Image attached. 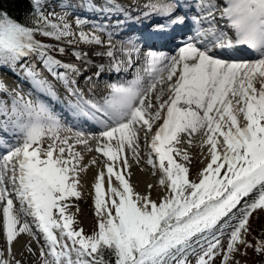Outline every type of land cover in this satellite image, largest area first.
<instances>
[{"label": "snow or ice", "instance_id": "6c2138e0", "mask_svg": "<svg viewBox=\"0 0 264 264\" xmlns=\"http://www.w3.org/2000/svg\"><path fill=\"white\" fill-rule=\"evenodd\" d=\"M10 2L26 5V13L17 20L4 9L5 0H0V116L5 118L0 120V131L7 132L11 126L13 133L20 134V142L14 146L5 143L7 151L0 154V211L9 256L16 237L31 233L27 222L17 227L21 216L32 217L44 235L48 252L41 250L43 264H192L190 255L196 256L195 264H215L221 254V264H229L233 253L240 252L238 245L252 248L245 239L250 232L249 218L257 210L264 212V0H196L199 15L191 17L197 25L196 35L178 45L173 55L151 49L176 40V29L187 22V12L176 14L178 6L171 4L146 5L151 11L143 13L145 18L155 14L166 22H157L150 31L135 29L136 38L128 33L127 42L119 48L108 33L107 48L90 52L108 57L109 70L117 73L132 66L133 52L143 54L149 80L145 84L138 73L127 85L112 84L110 94L101 101L85 99L74 87L75 77L82 75L77 64L57 59L51 54L52 46L35 37L39 32L56 41L76 37L69 44L103 45L96 33L107 31L104 22L93 25V33H76L66 20L67 11L45 15L42 9L48 5L40 0ZM82 6L106 17L123 12L124 19L117 18L115 26L133 28L128 22L132 17L117 0H85ZM63 7L71 9L72 5ZM221 21L234 31L233 39L217 27ZM75 23L82 27L87 21L76 17ZM203 23L209 27L200 28ZM141 44L147 47L146 53ZM236 46H246L256 58H232L235 54L227 50ZM213 48L224 51L218 55ZM55 50L69 54L64 47ZM70 55L85 66L91 64L88 52L73 50ZM38 63L76 97L73 107L77 114L103 129V142H98L95 151L112 163L106 164L107 193L103 171L94 184L98 221L92 235L75 228L76 221L67 211V202L81 196L79 172L86 170L81 165L83 156L74 151L71 137L61 136L64 126L59 117L38 100L25 99L3 78L4 73H11L55 96ZM97 69L93 75L98 77L105 68L100 64ZM142 133L146 142L150 136L148 146L158 165L151 156L148 163L158 166L159 185L167 193L159 202L150 193L135 192L129 179L114 170L118 160L124 169L131 167L127 156H122L127 150L139 162ZM193 134L202 136L200 147H207L208 159L195 180L190 179L186 163L180 162H190V155L179 147L185 138L191 145ZM45 137L51 140L46 148ZM76 137V144H88L83 132ZM113 176L117 186L112 184ZM14 201H19V207ZM242 203L237 218L234 210ZM225 227L231 229L226 250L216 236L217 230L223 235ZM197 246L201 254H197ZM254 247L257 254H264V240ZM0 264H11L3 252Z\"/></svg>", "mask_w": 264, "mask_h": 264}, {"label": "bare ground", "instance_id": "6f19581e", "mask_svg": "<svg viewBox=\"0 0 264 264\" xmlns=\"http://www.w3.org/2000/svg\"><path fill=\"white\" fill-rule=\"evenodd\" d=\"M170 1L171 0H117V3L122 5L123 8L127 10L128 16L132 17V19L128 22L133 24V28H127V29H133V30L139 29L141 31H150V30H152V27L157 22L163 23L164 20L162 19L163 17L155 15V14L151 15L148 18H145L143 13L151 11V9L146 7V5L170 4L171 3ZM183 5L185 6V4H183ZM180 14L182 15L184 13H182L180 11ZM115 15L119 16L118 18L121 17L124 19L125 13L122 12L119 14L116 12H112V13L107 14V17H106L105 14H103V13H95V12H92L89 9H87V10L82 11L81 17H80V18H82V20H86L87 23L84 24L82 27L77 26V25H75V27H74V25L72 26L73 32H76V33L80 32L81 30L86 32V33H90L93 31L92 26L99 23V22H104V24L106 25V28H107L106 32L96 33V34L100 35L101 39L104 41L103 45H89V44H85L82 41L78 42L76 44H69L68 43L69 46L67 49V53H69L68 55H69L70 59H68L67 62L69 60H71L73 63L77 64V66L80 67L81 71H82V75L75 77L77 83H76V85H74V87H77L81 90L85 99L93 100V101H101L102 98L107 97L110 94V92H111V88L109 87L110 85H112V84H125V85H127L129 82H131L132 80H134L136 78L138 73H139V75L144 77L145 84H147V82L149 80V76L147 75V73L145 71V69L148 67L146 60L142 61V63L144 65L141 67L139 72L135 70V68H134L135 64L133 63L131 67H128L126 69H122V71L117 73L114 70H109L108 65H109L110 61H109L108 57L91 55L90 50L93 48H95L96 51H99V52H102L107 48V46H108L107 41L109 39L108 33H110L108 31L109 29L113 30V32H117V33L120 32L119 36H116L120 39L113 38L115 36L111 35V39H112L113 43L116 44L117 48H119V46L121 45L122 42H125V43L127 42L128 35L125 33V31L127 29L124 30V29L117 28L115 26V23H114L115 19H116V18H114ZM196 15H199V13ZM165 20H166V18H165ZM109 21H111V23H109ZM138 21H142V23H140ZM186 24H187V22L184 25L177 27V29H176V40L174 42L167 44L165 46L156 45L151 50L154 51V49H156L159 51L158 53L169 52L167 55L175 54V51H176L175 49L177 48L178 45H180L183 41L187 40L189 37H195V35H196V33L190 34L191 32H189V31H187L185 33V30L187 29ZM132 34H133L132 38L135 39L136 36L138 35V32L134 31V32H132ZM72 39H76V37H67V41L72 40ZM73 50L88 52L90 55V58H91V64L85 66L80 61L76 60L75 57L70 55L71 51H73ZM228 52L230 54H235L232 56V58L245 59V58H243L245 52H241V50H240V52H238V51L233 52L232 50H230ZM214 53H216L218 55L222 54V53H218V52H214ZM250 54H252L254 56V58H251V59L256 58V54L254 52H252ZM239 55H240V57H239ZM117 57L118 58L120 57L119 52H117ZM61 58H63V57H61ZM251 59H248V60H251ZM100 64L104 65L105 70L98 77L94 76L93 73L98 70L97 66ZM132 68H134V71H132ZM9 74L16 81L13 88H16L17 90H19L21 92V94L25 96V99L38 100L39 102L43 103L57 117H59L61 122H64L65 124H66V121L64 120V118H62L63 117L62 113L68 114L74 118V122L76 124H73L69 128H70V130L73 129L75 131V135L66 131L65 128H67L68 126L63 125L62 123L61 124L64 126V130H62L60 134H61V136L71 137L70 143H73L75 145L74 151L79 152L83 156L84 159L82 162L84 164L86 162L90 163V161H89L90 159L88 160L87 157H90L93 155H95L94 157H98L97 158L98 162L101 161V163H102L99 168L97 167L95 170V167L98 166V164H97L94 166L93 169H91L92 166H90L91 168L86 167L87 168L86 172L80 171L79 173H81L80 177L84 178V176L86 175V176H88L89 180H91L90 182L92 183V188H91V191H92L94 188V184L96 182L97 176L99 175V173L101 171H103L105 173L104 190L107 193L108 176H107L106 164L112 163V162L108 161V158L105 157L101 152L95 151V148L97 147L98 142H103L101 137H100V132L103 130L102 127L98 123H96V122H94V121H92V120H90L84 116L77 114L76 110L73 107V105H75V103H76V97L68 94V92L66 91L62 82L56 83V82L49 79V81L53 85V90L55 92V96H53V95H50L46 91H40V90L34 88L30 82L23 80L22 78H19L16 75H13L11 73H9ZM43 74H44V72H43ZM44 76L46 77L45 74H44ZM89 76L92 78L91 81L86 79V77H89ZM10 88H12V87H10ZM157 91H159V88L157 89ZM5 99H7V97H5ZM70 102H72V103H70ZM54 104H57V106H55ZM1 117H3V116H0V120L5 119V118L1 119ZM87 119L91 121L92 126H94V125L98 126L99 127L98 130H93L92 132H89L88 131L89 129H86V131L83 130L82 127L83 126L88 127V124L90 123ZM0 132L5 133V135L0 133V147H4L5 143L8 146H14V145H16V143L20 142L19 133L18 132L13 133L11 126H9V130L7 132H4V131H0ZM77 132H83L84 133V138L88 140L87 145L75 143V141L77 139V137H76ZM186 139L187 138H185V142H183L181 145H179V147L188 151L190 158H191L190 162H188V163H192L194 161H197V162L201 163V165H202L201 167L206 166L208 163V159L205 158V157H207V147L205 146L203 149L200 147V144L202 141V136L200 134H193V136L191 138L192 139L191 145H189L186 142ZM50 143H51V140L48 137H45L44 142H43V146L46 148L48 146V144H50ZM149 143H150V136H149V141L146 142L144 140L143 133H142L141 134V140H140V147L138 149V151L140 153L139 162H137V160L133 158V154H132L131 150H127L125 154H122V156L123 155L127 156V159L129 161L131 167L128 169H124L122 162L120 160H118L115 162L114 170L121 171L122 174H124L125 177L127 179H129V182L133 186V189L135 192L140 193L142 195H147L150 193L151 199L154 200V199H158L161 197V190H160V185H159V179H160L161 173L159 171L158 166L154 168L153 165L148 163V159L151 156V158L154 161H156V163L158 165V160L155 157V154L151 153V150L148 146ZM88 148H91L92 151H88ZM6 151L7 150H5L4 153H6ZM4 153H2L1 149H0V154H4ZM128 173H130V176L128 175ZM84 180H86V179H84ZM85 183L86 182H84L82 180L80 181V183L78 185V191L81 192V196L79 199L73 197L67 202L70 205V207L68 208L67 211H71L72 203L77 202L79 204V206L82 207L81 211H79V215H83L85 213V209H86L85 206L88 205V202H87V200H85L83 198V196H84V194H86L85 193L86 191H89L88 186L85 185ZM118 183L119 182L115 179V176H113L112 177L113 186H117ZM149 185H152L151 189H149V187H148ZM108 195H110V193ZM14 203L18 207V203L17 202H14ZM68 214L70 215V212H68ZM28 217H29V219L32 220L30 222V227L32 226L33 229L37 230L35 220L30 216H28ZM21 220L25 221L26 217L21 216L20 221ZM0 221L2 222V211H0ZM227 228L228 227H225L223 229V231L226 230ZM216 235H217V237L222 236V235H220L219 230H217ZM26 240L27 239H26L25 235L23 233H20L11 244V255L9 256L8 251H7L9 245L7 243L6 236L4 234H2V232L0 231V252H3L5 258L10 260V262L12 264V262H14L17 258L26 254V250L23 247L26 244ZM3 247H4V250H3ZM197 248H199V246H197ZM26 264H28V263H26Z\"/></svg>", "mask_w": 264, "mask_h": 264}, {"label": "rangeland", "instance_id": "374dc122", "mask_svg": "<svg viewBox=\"0 0 264 264\" xmlns=\"http://www.w3.org/2000/svg\"><path fill=\"white\" fill-rule=\"evenodd\" d=\"M40 3L42 5H48V7L42 9L44 11L45 15H47L48 12L53 11V10H55L58 13H63L64 11H67L69 13V15L66 17V20L71 26L74 25V27L76 25V23H75L76 17L80 18L82 11L88 9L87 7L82 6V5H84L85 0H40ZM66 4H71L72 8L71 9L64 8L63 6ZM49 19L52 20V22H54V23L58 22V21H56L55 17H49ZM80 19H82V18H80ZM90 33H93V31ZM35 38L43 44L51 45L53 48V51L51 52V54L54 55L57 59H62L61 61H63V62H67V60L70 59L69 55H62L58 51L55 50L58 47H64L66 52H67V49L69 46L68 41H67V37L64 38L62 41H56L51 37H45L41 33H37ZM61 57H63V58H61ZM40 66L41 65L38 63L37 68L40 69ZM3 78L5 79L7 84L13 88L16 81L10 76V74L4 73ZM68 129H70V128H66V131H68ZM68 132L75 135V131L73 129H71ZM94 156L95 155L87 157L88 160L90 159L89 160L90 163L93 160H95V161L97 160L98 157H94ZM177 159H179V158H177ZM180 162L186 163V166H188L190 169V179H194V180L197 179V174L199 173V171H201L205 167V166L201 167L202 166L201 163L197 162V161H194L192 163H188V162H184V161H180ZM90 163L86 162L84 164L83 162H81V165L84 167H88V168H91L90 166H92L91 169H93L94 166L98 164V166L95 167V170H96V168L97 167L99 168L100 165L102 164L101 161L98 162V160L94 164L93 163L90 164ZM78 167H80V165H78ZM86 171H87V168L85 171H82V172H86ZM80 176H81V173H79V180L86 182L85 185L88 186L89 191H86L85 192L86 194H84V196H83V198L85 200H87L88 205L85 206V208H86L85 213L83 215H79V211H81L82 207L79 206V204L77 202H75V203L73 202L71 211H68V212H70V215H72L76 221V223L74 224L75 228L83 229L85 235H92L93 232L97 230L96 225H97V221H98V218L95 214L96 210L94 207L95 206L94 205L95 189L93 188V190L91 191L92 183L90 182L91 180H89L88 176L85 175L84 178H82ZM84 179H86V180H84ZM160 190H161V197L160 198H162L167 193L161 187H160ZM160 198L154 199V200L159 202ZM14 202L18 203L19 201H14ZM18 207H19V204H18ZM243 207H244V204L242 203L241 206H239L236 210H234L236 215H237V218L239 217L240 209ZM259 213H260V210H257L249 218L250 232L248 235L245 236V239L251 245H253V247L252 248H245L243 245H238V247L240 248V252H246V255H241L240 252L233 253V259L229 261V264H235L236 261H239V264H264V254H257L255 252V247H254L256 245L257 241L260 240L259 238L256 237L255 228H254V226H256L259 223L257 221L259 218ZM31 221L32 220L29 219V217L27 216L25 221H23V220L20 221V224L18 225V227L22 226L25 222L30 224ZM231 223H236V221L233 220V221H231ZM262 226H264V225L262 224ZM30 228H31V233H29V232L23 233L27 239L26 244L23 246L26 250V254L17 258L14 262H12V264H26V263H28V264H33V263L34 264H43V258L41 256V250L43 249L45 253L48 252V248L46 246L45 239H43L44 235H43V233L38 231V229H37L38 232H35L33 230L32 226ZM0 231L2 232V234H4L1 221H0ZM230 231H231V229L227 228L226 230L223 231L224 234L221 237H218L220 239V243L222 245V248L225 250H226L227 243H228V233ZM39 236H40V238H39ZM208 239L211 240L212 237L209 236ZM204 247L205 248L207 247L206 243L204 244ZM3 250H4V247H3ZM196 252H197V254H201V248L200 247L196 248ZM221 255H217V257L215 259V264H221ZM189 259L192 261V264H195V260H196L195 255H190Z\"/></svg>", "mask_w": 264, "mask_h": 264}, {"label": "trees", "instance_id": "16d2710c", "mask_svg": "<svg viewBox=\"0 0 264 264\" xmlns=\"http://www.w3.org/2000/svg\"><path fill=\"white\" fill-rule=\"evenodd\" d=\"M3 7L12 17L17 20H22L26 13V5L21 6L10 2V0H5ZM257 221L259 223L256 226L253 225L255 228V235L260 240H264V226H262V224L264 225V212L260 211Z\"/></svg>", "mask_w": 264, "mask_h": 264}]
</instances>
